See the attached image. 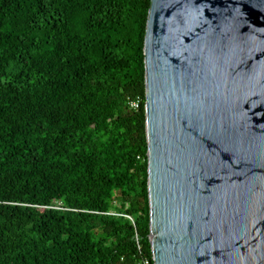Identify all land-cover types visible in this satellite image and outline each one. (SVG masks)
I'll list each match as a JSON object with an SVG mask.
<instances>
[{"label": "trees", "instance_id": "obj_1", "mask_svg": "<svg viewBox=\"0 0 264 264\" xmlns=\"http://www.w3.org/2000/svg\"><path fill=\"white\" fill-rule=\"evenodd\" d=\"M150 7L0 0V264H154Z\"/></svg>", "mask_w": 264, "mask_h": 264}, {"label": "water", "instance_id": "obj_2", "mask_svg": "<svg viewBox=\"0 0 264 264\" xmlns=\"http://www.w3.org/2000/svg\"><path fill=\"white\" fill-rule=\"evenodd\" d=\"M154 264H264V0H151Z\"/></svg>", "mask_w": 264, "mask_h": 264}, {"label": "built area", "instance_id": "obj_3", "mask_svg": "<svg viewBox=\"0 0 264 264\" xmlns=\"http://www.w3.org/2000/svg\"><path fill=\"white\" fill-rule=\"evenodd\" d=\"M132 106H133V107H138V103H133ZM145 264H149V262L146 260V261H145Z\"/></svg>", "mask_w": 264, "mask_h": 264}]
</instances>
